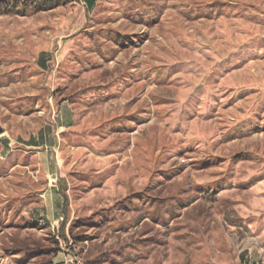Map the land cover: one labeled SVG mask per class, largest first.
<instances>
[{
    "label": "rangeland",
    "instance_id": "rangeland-1",
    "mask_svg": "<svg viewBox=\"0 0 264 264\" xmlns=\"http://www.w3.org/2000/svg\"><path fill=\"white\" fill-rule=\"evenodd\" d=\"M0 3V264H264V0Z\"/></svg>",
    "mask_w": 264,
    "mask_h": 264
},
{
    "label": "trees",
    "instance_id": "trees-1",
    "mask_svg": "<svg viewBox=\"0 0 264 264\" xmlns=\"http://www.w3.org/2000/svg\"><path fill=\"white\" fill-rule=\"evenodd\" d=\"M12 4L15 6H21V8L26 7H35L38 9H42L46 7L47 5H52L55 0H11ZM6 0H0V3H5Z\"/></svg>",
    "mask_w": 264,
    "mask_h": 264
},
{
    "label": "built area",
    "instance_id": "built-area-1",
    "mask_svg": "<svg viewBox=\"0 0 264 264\" xmlns=\"http://www.w3.org/2000/svg\"><path fill=\"white\" fill-rule=\"evenodd\" d=\"M251 264H260V262H258V261H254V262H252Z\"/></svg>",
    "mask_w": 264,
    "mask_h": 264
},
{
    "label": "water",
    "instance_id": "water-1",
    "mask_svg": "<svg viewBox=\"0 0 264 264\" xmlns=\"http://www.w3.org/2000/svg\"><path fill=\"white\" fill-rule=\"evenodd\" d=\"M0 133H2V128H0Z\"/></svg>",
    "mask_w": 264,
    "mask_h": 264
},
{
    "label": "crops",
    "instance_id": "crops-1",
    "mask_svg": "<svg viewBox=\"0 0 264 264\" xmlns=\"http://www.w3.org/2000/svg\"><path fill=\"white\" fill-rule=\"evenodd\" d=\"M263 260H264V257H263Z\"/></svg>",
    "mask_w": 264,
    "mask_h": 264
}]
</instances>
